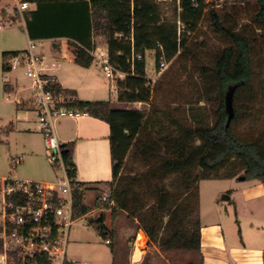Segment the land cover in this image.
<instances>
[{"label":"trees","instance_id":"trees-1","mask_svg":"<svg viewBox=\"0 0 264 264\" xmlns=\"http://www.w3.org/2000/svg\"><path fill=\"white\" fill-rule=\"evenodd\" d=\"M23 1L37 4L36 10L29 12L26 24L30 39L67 37L64 50L72 62L82 67H89L94 60L89 48L93 34L101 31L107 35L110 61L115 70L125 74V78L117 82L118 100L123 103L151 102L147 50L156 52L157 65L161 56L170 61L187 51L188 38L179 32L178 20L187 29L184 33H191L207 15L214 31L229 41L228 46L216 53L213 64L200 70L204 79L202 97L214 104L212 123L200 118H196L198 126L175 122L169 132L163 133L156 129L154 118L141 109H116L110 101L78 99L73 103L110 126L112 220L115 221L120 212H126L140 222L150 240L161 250L190 252L196 260L189 264H203L199 212L187 203V197L191 193L199 196L201 180L239 178L242 172L246 180H259L264 184V136L243 139L233 129V123L250 111L251 38L237 27L229 28L226 17L217 10H207V0H181L178 20L174 21L163 17L157 0ZM236 1L257 5L253 22L258 23L264 36V0ZM67 27H73L72 31L66 30ZM94 46L92 44V48ZM19 53L21 51H5L3 57L10 59ZM9 59L4 61V71H11ZM230 87H234V117L227 126L225 97ZM54 88L73 94L63 91L58 83ZM203 122L209 124L202 125ZM75 145L69 142L62 144V148L69 174L76 180ZM130 163L140 167L132 168ZM169 176L175 177L181 191L172 192L160 186ZM77 182L80 188L74 191V206L79 217L86 215L90 208L83 205V183ZM91 223L97 224L99 234L110 240L113 249L116 233L105 224V214L92 219Z\"/></svg>","mask_w":264,"mask_h":264},{"label":"rangeland","instance_id":"rangeland-1","mask_svg":"<svg viewBox=\"0 0 264 264\" xmlns=\"http://www.w3.org/2000/svg\"><path fill=\"white\" fill-rule=\"evenodd\" d=\"M22 1L19 0L18 5ZM159 3L162 7L164 18L172 21L178 20L180 10L177 4ZM207 3V10H217L219 14L226 17V25L229 28L237 27V29H240L252 40L253 92L249 102L250 111H247L240 120L233 123V129L243 139L250 140L263 137L264 36L259 29L258 23L253 22V15L255 14L257 5L254 2L241 3L236 0H207ZM0 5L4 7V10L0 11V21H3L2 23L5 24V27L0 29V176H16L21 179L34 181L54 180L57 173L49 160L44 135L37 127L35 112L34 114H30L32 116V119H29L30 123L26 124L22 129H17L11 126V123L6 122L11 115L10 109L12 110V116L14 115L16 105L14 103L8 104L7 102H2L3 97L6 95L3 90V52L11 49L23 50L28 48L29 38L27 36L26 20H24L26 14L24 12L20 16L16 9V1L0 0ZM7 17L14 18L9 20ZM59 28L64 29L63 26H59ZM68 28L71 31L73 29V27H67L66 30ZM180 30L181 34H185L188 38L187 51L182 56L168 61L166 68L161 69L160 64L157 65L156 52L154 50L146 51V71L148 84L151 88V102L126 104L133 109H141L147 115L154 118L155 123H157L155 125L156 129L163 133L169 132L175 122L182 126H198L199 124L196 118H200L204 122L205 120L210 123L213 122L214 104L202 97L204 94V91H202L204 79L200 74V70L203 67L212 65L216 53L229 45V41L224 35L214 31L207 15L191 33H184V30L187 29L182 23ZM65 42V40L37 41L35 51L43 58L44 62H47L53 68L51 72L57 73L60 71L70 75L69 78L72 80L91 78L89 83L85 82L84 84L86 90L90 91L98 87L100 88V95L96 94L98 96L94 97L112 101L114 103L113 107L116 109H125L117 99V91L119 90L117 82L119 77L117 75L114 78L107 77L99 62L96 60H93V67L89 71H85V76L81 75V73L72 74L69 69V62L72 61L62 56L65 51H63ZM92 44L95 45L94 48H92ZM97 47L108 48L107 35L101 31L93 34L89 48L95 51ZM54 62L57 64V67L52 65ZM59 62H61L60 65H58ZM12 76L18 77L19 85L26 87V95L31 96L30 86L32 85V80L25 75L24 68L19 66L13 69ZM30 104L31 100L28 98L25 106L30 108ZM70 121L71 118H66L61 119L59 123L66 125ZM204 122L202 125L205 124ZM73 124L71 123L68 129H71ZM100 124L103 127V131L100 132L102 136L98 139L101 141L88 138L81 141L78 140L79 142L75 140L76 146L77 144L79 145V153L87 158L85 162L83 161L79 164L77 179L80 181H93L94 183L95 181L99 182L97 185L98 188L93 191L92 195H88L87 203L91 209L94 210L99 207L100 211L94 214L89 213L86 216H79L75 220L70 231L68 256L81 261H89L91 264H112V246L106 243V239L99 234L97 224L91 223V220L96 219L103 209L102 212L105 213L106 225L109 228L112 227L110 206L108 204H102L100 201L101 192L106 190V185L113 179L111 155L107 147L109 144L107 139L109 126L103 122ZM207 124L209 123L206 122L205 125ZM172 130L174 131V129ZM61 132L65 133L66 131ZM16 155L23 156V161L18 167H14L12 164V157ZM130 164L132 165V163ZM138 167H140L139 164L132 165V168ZM243 174V172L240 173L238 177ZM228 184L229 182L225 178L201 180L200 189L205 204L204 208L211 207L213 194L224 189ZM160 186H166L172 192L181 191L178 181L174 176H169L164 182H160ZM195 194L191 193L187 197V203L189 202L192 208H197L199 212V196H195ZM223 198L224 196L221 195L219 202L222 207H220L226 211V206L229 203H226ZM263 204L264 201H254L247 205L240 202L238 214L235 206L230 204L228 207L230 217H226L228 213L216 216L212 210L213 212L204 213L203 220L215 217L216 219L224 221L225 224H238V230L241 227L239 226L240 224L244 226L243 228H246L247 224L254 223L256 218H259L261 224H264V211L259 214V208ZM120 214L125 217L123 213L120 212ZM195 215L198 216V213L196 212ZM125 219L127 218L125 217ZM172 256H174L173 260L176 262L187 264L196 260V256L192 253L177 252Z\"/></svg>","mask_w":264,"mask_h":264},{"label":"built area","instance_id":"built-area-1","mask_svg":"<svg viewBox=\"0 0 264 264\" xmlns=\"http://www.w3.org/2000/svg\"><path fill=\"white\" fill-rule=\"evenodd\" d=\"M157 1L177 4L180 10L181 0ZM18 7L24 10L29 3L22 1ZM181 23L178 20L179 32ZM3 27L0 24V29ZM36 43L29 39L28 48L12 56L8 65L11 70L22 66L32 80L30 107L36 114L37 127L44 135L49 160L57 175L54 180L46 181L16 176L0 179V264H90L68 256L70 231L77 218L74 191L80 186L69 174L56 133V124L61 119H79L89 112L73 105L78 100L76 95L54 88L57 82L50 73L53 68L36 53ZM90 53L107 77L125 75L113 67L108 48L97 47ZM167 62L161 56L160 68H166ZM13 162L18 165L21 157ZM110 195L111 190L101 196L102 204H112Z\"/></svg>","mask_w":264,"mask_h":264},{"label":"crops","instance_id":"crops-1","mask_svg":"<svg viewBox=\"0 0 264 264\" xmlns=\"http://www.w3.org/2000/svg\"><path fill=\"white\" fill-rule=\"evenodd\" d=\"M16 1V9L18 10L20 16L25 12V19L26 24L28 19L30 18L29 12L34 11L37 8L36 3L28 2L29 7L24 10H19L18 2ZM4 10V7L0 5V11ZM17 14V12H16ZM18 16V15H17ZM14 18V17H12ZM12 18H8L11 20ZM3 21H0V24H2L5 27V24L2 23ZM3 27V28H4ZM27 28V26H26ZM27 36L30 39L29 31L27 29ZM93 39V36H92ZM42 40H65L67 41V37H48V38H41L36 41H42ZM27 48L23 50H6V51H24ZM64 51V49H63ZM92 51V50H91ZM5 52V51H4ZM65 58H68L67 53L64 51L63 55ZM8 58H4V61H8ZM6 62H3V65ZM55 63V62H54ZM61 62L58 63L60 65ZM93 63L89 67H82L74 62H69V69L71 73H78L83 76L85 71H89L93 67ZM53 64V63H52ZM57 64L55 63V66ZM63 65V64H62ZM61 65V66H62ZM57 67V66H56ZM77 67V68H75ZM6 72V73H5ZM3 84H4V92L5 96L2 99V102H7L8 104L14 103L16 106V109L14 110L15 113L12 116V110L11 115L8 117L6 122L11 123V126L16 127L17 129H22L26 124L30 123L29 119H32V116H30L31 113L34 114V110L30 107H26L25 103L30 98V96L26 95V87H21L18 82L17 76H12L13 70L11 71H4L3 69ZM51 75L56 79V82L60 84L63 91H67L70 93H73L78 97L79 100L82 101H108L106 99H101L100 97H94L100 95V88L95 87L93 90H86L84 88V84L89 83L91 81V78H88L84 80H72L69 78L70 75L64 74L60 71L56 72H50ZM87 73V72H86ZM10 75V77H8ZM88 75V74H87ZM125 75L120 77L119 79H124ZM117 91V87H116ZM98 94V95H96ZM117 99H118V91H117ZM119 101V100H118ZM113 106V102L110 101ZM120 102V101H119ZM126 109H133L126 104L129 103H123L120 102ZM88 117V118H85ZM82 117L80 119H73L71 118V121L69 124H63L57 122V136L59 138V141L62 144L69 143V142H75V140H85V139H97L96 141H101L98 138H100L102 135H100L103 131V127L100 123H106L103 120H100L98 118H95L91 115ZM34 118V115H33ZM84 118V119H83ZM73 124L71 129H68L70 124ZM108 124V123H107ZM59 125V126H58ZM62 125V126H61ZM109 126V124H108ZM31 130V129H30ZM66 131L65 133L61 131ZM70 130V131H69ZM109 134H110V126H109ZM109 134L107 136V139L109 141ZM79 142V141H78ZM76 144V143H75ZM104 147V145L102 144ZM79 145H75L74 150V162L77 166V172L79 168V164L81 162H85L87 158H85L83 155L79 153ZM110 152V143L107 145ZM81 152V151H80ZM21 157V162L18 164L20 165L23 161L22 155H16L12 157V164L14 167H18V165H14L13 160ZM4 177H12V176H0V179ZM83 183V186L81 188L83 192V205L90 208V211L87 213H98L100 211V208L97 207V209H91V207L87 203V197L88 195H92L93 191L97 189V185L99 182L95 183L93 181H80ZM229 182L226 187L220 191H217L213 194L212 197V205L211 207H205L204 208V202H203V196L202 191L200 189V182L198 184L199 187V220H200V226H201V253L203 256V264H264V224H261L260 219L256 218L255 222L257 223H251L247 224L246 228H243L242 224L239 226L238 230V224H225L224 221L211 218L203 220L204 213L207 212H213L218 215H222L224 213L226 214V217L229 216L228 207L230 204H233L235 206L236 212L238 214V208L240 202L245 203L246 205L248 203L254 202V201H264V184L261 181L256 180H240L239 178H228L225 179ZM110 189L109 184L106 185V190L102 191V195L107 193ZM101 195V196H102ZM224 196V201L226 203H229V205L226 206V211H224L221 207V204L219 202L220 196ZM98 200V199H97ZM101 201V200H100ZM114 205V202H112L110 206ZM221 206V207H220ZM75 208V206H74ZM213 210V211H212ZM101 210L99 216L101 214H105ZM264 211V204L259 208V214H261ZM76 213V212H75ZM125 215V217L121 216L122 214L117 217L115 221L112 220V210H111V224L112 227L110 229H113L116 233L115 239H114V245H113V251H112V264H187L182 262H176L173 260L174 256H172L174 253L177 252H183L186 251L183 250H171V251H163L160 249L158 244L151 241L147 233L145 232L144 228L141 226L140 222L136 218L129 217L126 212H121ZM258 213V209H257ZM86 214V215H87ZM264 214V212H263ZM83 215V216H86ZM77 216V215H76ZM98 216V217H99ZM81 217V216H80ZM97 217V218H98ZM79 218V217H77ZM76 218V219H77ZM260 222V224H259ZM105 224H106V218H105ZM137 225V226H136ZM138 227V228H137ZM109 228V227H108ZM137 228V229H136ZM107 243V242H106ZM110 244V243H108ZM263 244V245H262ZM190 253V252H186ZM91 264V263H90Z\"/></svg>","mask_w":264,"mask_h":264},{"label":"water","instance_id":"water-1","mask_svg":"<svg viewBox=\"0 0 264 264\" xmlns=\"http://www.w3.org/2000/svg\"><path fill=\"white\" fill-rule=\"evenodd\" d=\"M225 103H226V110L228 112L227 126H229L234 117V87H230L229 90L227 91L225 97ZM239 179L245 180V176L241 175Z\"/></svg>","mask_w":264,"mask_h":264}]
</instances>
